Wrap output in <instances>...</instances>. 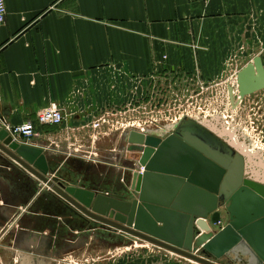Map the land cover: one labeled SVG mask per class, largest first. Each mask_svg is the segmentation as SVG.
Returning <instances> with one entry per match:
<instances>
[{
	"label": "crops",
	"instance_id": "1",
	"mask_svg": "<svg viewBox=\"0 0 264 264\" xmlns=\"http://www.w3.org/2000/svg\"><path fill=\"white\" fill-rule=\"evenodd\" d=\"M6 5L0 25V127L35 121L39 111L57 103L67 122L37 123L29 144L43 150L51 168L46 177L107 196L127 197L131 184L125 167L130 162L117 156L130 129L107 123L93 139L91 127L109 111L103 83L113 73L142 83L169 71L185 74L198 66L204 71L207 54L220 53L213 48L228 46L227 40L245 53L264 55V0H6ZM245 32H250L246 41ZM244 160L246 177L254 178L253 171L264 175L262 155ZM220 215L224 221L226 215ZM120 234L85 216L0 149V264H12L15 254L27 264L46 262L51 248L89 237V244L112 246Z\"/></svg>",
	"mask_w": 264,
	"mask_h": 264
},
{
	"label": "water",
	"instance_id": "2",
	"mask_svg": "<svg viewBox=\"0 0 264 264\" xmlns=\"http://www.w3.org/2000/svg\"><path fill=\"white\" fill-rule=\"evenodd\" d=\"M236 81L238 98L234 86L228 85L234 109L264 89L263 58L257 55L242 67ZM192 124L183 122L169 135L128 132L125 158L130 162L131 184L127 197L49 179L51 168L43 150L20 142L2 127L0 149L85 216L120 232L200 264H220L212 257L264 264V178L254 171L249 172L254 178L245 176L242 154L230 149V140L223 134L218 138L224 145L212 143L211 150V139L219 140L204 126ZM140 166L145 168L143 173ZM221 205H225L229 222L215 231L209 216Z\"/></svg>",
	"mask_w": 264,
	"mask_h": 264
},
{
	"label": "rangeland",
	"instance_id": "3",
	"mask_svg": "<svg viewBox=\"0 0 264 264\" xmlns=\"http://www.w3.org/2000/svg\"><path fill=\"white\" fill-rule=\"evenodd\" d=\"M248 35L250 32H245L244 41ZM227 44L226 47L220 48L219 45L213 48L221 50L220 53L207 54L204 71L199 66L195 71L184 72L185 74L169 71L165 75H150L148 81L140 84L134 80L131 83V80L127 81L121 75L113 73L114 78L103 83L108 91L106 107L112 115L110 120L118 129L134 127L147 133L165 135L178 129L183 122H192L191 127H194L196 124L202 126L200 121H207L204 125L209 126L210 130L223 134L222 137L228 138L230 142H239L244 155L236 151L243 158L254 159L257 152L260 153L257 156L264 157V89L247 96L245 103L239 104L235 109L228 90L229 84L234 85L235 91L238 90L237 72L257 55L245 53L242 48L237 49L235 46L238 43L234 41L227 40ZM260 56L264 60V55ZM125 135L121 141L122 146ZM122 146L117 149L118 153ZM120 155L125 160L124 151L117 156ZM258 173L263 175L261 171ZM127 175H130L129 170ZM216 211L218 218L209 222L212 226L217 223L222 212L226 215L224 221L221 219L224 228L229 222L225 205L219 206ZM213 229L222 230L214 226ZM121 233L115 237L116 243L112 246L89 244V237L77 244L51 248L50 259H46V262L35 259L31 264H200L134 236H128L125 240L122 237L128 234ZM200 253L201 251L199 255L207 258ZM15 256L17 257L12 264H27L21 254ZM217 262L236 264L227 257L222 262Z\"/></svg>",
	"mask_w": 264,
	"mask_h": 264
},
{
	"label": "built area",
	"instance_id": "4",
	"mask_svg": "<svg viewBox=\"0 0 264 264\" xmlns=\"http://www.w3.org/2000/svg\"><path fill=\"white\" fill-rule=\"evenodd\" d=\"M7 16V5L6 0H0V25H2L6 21ZM238 73V72H237ZM140 84V81H138ZM111 112L107 111L104 112L102 115H100L94 122L91 123L92 129L96 130V133L93 134V139L98 138V130L102 128L104 124L107 123H113L110 119L112 118ZM67 122V117L65 110L61 108L57 103H52L48 107L42 109L37 114L36 120H29L22 124L11 126V125H5L7 130L12 134V136L26 144H30L32 142V139L37 134V123L38 125H62ZM113 125H115L113 123ZM116 126V125H115ZM114 129H118V127H114ZM130 129V128H129ZM130 130H138L142 131L139 128L132 127ZM129 130V131H130ZM145 132V131H142ZM147 133V132H145ZM126 152V147H123L122 152ZM125 154V153H124ZM137 162L133 164V166H136ZM130 165H125L126 168H128ZM129 169V168H128ZM145 168L143 166L140 167L139 171L140 173L144 172ZM124 181L125 178H122ZM214 227H217V229L223 228V222L220 219L217 223H213Z\"/></svg>",
	"mask_w": 264,
	"mask_h": 264
},
{
	"label": "bare ground",
	"instance_id": "5",
	"mask_svg": "<svg viewBox=\"0 0 264 264\" xmlns=\"http://www.w3.org/2000/svg\"><path fill=\"white\" fill-rule=\"evenodd\" d=\"M234 86V85H233ZM243 102V101H242ZM241 102V103H242ZM240 103V104H241ZM205 122H207V121H200V123H201V125L202 126H204L205 128H207V130H210L208 127L209 126H205L204 124H205ZM216 127V126H215ZM212 128V127H211ZM215 136H216V139H218L219 141L217 142V141H215L214 139H211V144L209 145V147H210V149L211 150H213L212 149V143H216L217 144V146H222V145H224V143L219 139L220 137L219 136H221L220 134H217V133H215V131H213V130H210ZM225 132V131H224ZM219 137V138H218ZM232 138V137H231ZM222 139H224V138H222ZM225 140L226 139H224V142H225ZM236 140H237V138H236ZM227 143V142H226ZM230 144V146H232V147H230V149H235V150H237L238 152H240V153H242L243 155H244V153L241 151L242 149H243V147L241 148V146H240V144H239V142H237V141H234V142H230L229 143ZM243 145V144H242ZM246 145V144H245ZM228 146V145H227ZM250 146V145H249ZM208 147V148H209ZM248 149V148H247ZM244 151V150H243ZM249 151V150H248ZM250 152V151H249ZM260 153L259 152H257V154L254 156V158H256L257 157V155H259ZM214 155V154H213ZM247 156V155H246ZM137 165H138V162H137ZM141 167V166H140ZM140 167H139V169H140ZM142 173V172H141ZM260 174V173H259ZM263 177H264V175H262ZM262 176H260L259 175V177H261L262 178ZM182 256V255H181ZM184 257V256H183ZM185 258H187V257H185ZM187 259H189V260H192V259H190V258H187ZM192 261H194V260H192ZM194 262H197V261H194ZM198 263V262H197Z\"/></svg>",
	"mask_w": 264,
	"mask_h": 264
}]
</instances>
